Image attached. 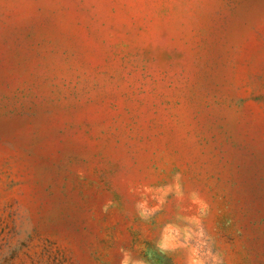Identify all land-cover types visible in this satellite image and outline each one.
<instances>
[{
	"label": "rangeland",
	"instance_id": "rangeland-1",
	"mask_svg": "<svg viewBox=\"0 0 264 264\" xmlns=\"http://www.w3.org/2000/svg\"><path fill=\"white\" fill-rule=\"evenodd\" d=\"M0 264H264V0H0Z\"/></svg>",
	"mask_w": 264,
	"mask_h": 264
}]
</instances>
